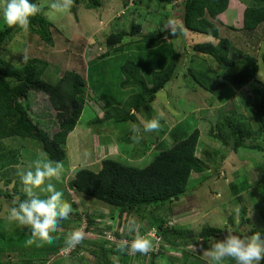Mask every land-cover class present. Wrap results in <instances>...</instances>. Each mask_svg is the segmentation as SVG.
Instances as JSON below:
<instances>
[{
  "label": "rangeland",
  "instance_id": "1",
  "mask_svg": "<svg viewBox=\"0 0 264 264\" xmlns=\"http://www.w3.org/2000/svg\"><path fill=\"white\" fill-rule=\"evenodd\" d=\"M50 2L51 0H39V6L45 10L44 15L54 24L58 33L54 32L52 34L54 46L47 45L49 52L47 55H43L46 56V59L42 57L50 64L42 78L55 82L64 71H75L83 75L87 84L91 85V87L87 91L89 98L82 116L76 128L68 135L64 145L66 158L62 161L64 164L63 174L53 181L58 190L64 192V199L72 205V212L69 218L60 224L63 231L53 233L56 239L52 244L38 241L37 244L32 245L35 246L34 250L38 251L40 256H51L46 264H101V261L96 259L92 252H98L99 246L102 243L105 247H112L114 244L124 240V238L118 239L117 235L121 233H124L127 238L129 236L133 238L126 230L130 219H134L137 222L142 235L151 231V227L142 219V216L150 218L152 210L145 211L140 215L136 213L124 214L119 218L118 209L71 191L67 186L70 179L73 178L75 170L80 167H88L93 171H97L100 165L96 161L105 157L114 158L125 164H135L134 166L136 167H143L148 164L155 151L151 152L148 159L138 160L137 162L132 161V164L122 154L123 151L126 155H131L132 145L126 141H121V137L130 133L134 135L132 132L134 124L139 125L141 120H149L153 117L159 118L161 130L159 132L144 133L143 126L141 125L140 137L141 140H146L144 142L145 147L148 146L152 138L155 139L156 136H160L161 132L165 130L164 123L169 125L172 122H178L179 116L183 117L180 121H188L189 123H192L193 120L195 121L196 117L205 119L195 126L200 133V144L198 145L197 155L204 160L208 168L202 174H193L191 176L190 186H192V195L187 196V193L184 197H180L178 201L166 202L162 206V209L153 210L154 214H159L165 218L167 227L189 230L197 236L205 226L224 228L226 227L225 225L228 226L229 224L234 225L232 227L235 230L247 233L250 226L245 227L244 224H241L246 218L250 219V225L252 226H264L263 219L260 216V213L264 212V153L244 148L239 149L235 153L230 148L221 145L220 141H217L216 138H212L209 135L211 126H214L219 118L218 115L222 116L220 120H224L225 114L232 109H236L239 105V94L250 93V85L240 89L232 100L221 106L215 104L217 100L213 99L212 93L198 86L192 90V87H188L185 84V88L182 84L185 81L182 76V70L185 74L190 75L192 72H189V69L193 71L198 69L193 74L198 76V74L206 73L207 77L215 76V80L218 79L216 74H223L224 76L227 74L226 72H229L228 75L232 74L229 70H223V73H220L221 69L219 66L216 68V63L212 57L194 53L187 46V50H189L188 52L192 57L189 60L181 57V62L186 66L181 64L178 68L176 79L168 83L164 89L156 94L151 105L152 108L150 107L148 111L150 116L141 111V113L136 114V122L119 124L110 120H104L96 124L94 121L102 119L105 110L112 106L121 107L125 100L135 92L133 88L120 87L122 76L119 66L126 59L131 58L135 64L138 63L142 77L147 82H150L151 73L163 68L165 62L167 63L172 55V52H168L167 54V46H170L176 52H180L184 43V36H186V32L183 29L174 31L175 34L172 31L171 34L174 37L170 36V39L168 38L167 40L172 43L163 45V51L160 55H154V52L143 55L144 51H140L138 57L137 55L132 56L131 52L126 51L129 48L136 49L133 42L141 38V35H135L129 37L132 38L130 42H127L129 38L123 41L125 44L124 50L128 55L123 52L95 61L96 54L105 51L104 40L107 34L121 31L125 28L126 23L128 24L132 19L142 25V35L149 33L158 34L161 32V25L166 23L163 17L165 12L168 11L172 14L171 27L180 26V17L178 18L177 15L180 16L181 14L178 11L175 12L173 7H164V4L159 3L158 0H144L142 5H136L134 0H128L127 8H124L122 0H101L102 5L96 10L86 9L83 6V2L80 1L75 6L76 14L70 12L55 13L49 8ZM137 7L139 10L142 8V16L135 13L138 9H134ZM147 10L153 12L152 17V14L145 15ZM154 10L159 15H156ZM243 10L244 6L239 0H230L228 10L220 15L221 18L217 21L219 23L220 37L228 38L237 49L239 48L244 53V56L247 55L245 58L235 59L239 65L236 67L238 70L230 78L236 76L238 72H242L253 62L255 70H257V72L255 71L256 75L264 83V66L261 65L259 59V55L262 52L260 46L264 48V25L253 32L240 31L242 22L241 13ZM3 24L5 23L0 19V26ZM224 25L227 28H224ZM16 35H20L19 38L13 42L4 44L2 51H0L2 56L8 58L6 60H11L12 64L20 66L25 61L24 57L28 59L40 56L39 54L42 49L36 48L37 51H35V47L30 43L29 34L26 35V32L22 31L19 34H14L13 38ZM190 38L194 40L193 42L197 43L212 41V39L205 36H196L191 33L187 34L185 40H189ZM67 41H69L68 44L66 43ZM193 42L188 41V45H191ZM80 49L81 54L77 55V52L80 53ZM8 50L10 51L7 52ZM67 50H71V52ZM149 51L151 52V50ZM32 53L35 56H32ZM247 57L251 59L248 61L249 64ZM212 61L215 64H212ZM88 74L90 78L87 77ZM186 78L188 81L186 82L192 84L191 78L188 76ZM186 89L188 90V94H186ZM89 90H93L94 93ZM97 96L101 99L99 100ZM210 100H213V107L209 106ZM94 101H100V103L94 105ZM24 104L28 105L30 116L44 125L49 134L56 131V113L52 109L47 96L31 92ZM107 105L108 108L106 109ZM179 105L183 106V108L179 107ZM203 111H207V113ZM252 127L256 129L255 123H253ZM165 133L166 135L159 142L170 143L167 131ZM4 146L10 150L20 148L22 160L15 167L16 171L10 168L5 169V171L0 170V187L8 179L12 181V185H7L8 189H12L13 181H16L20 192L24 193L18 173L27 170L32 162L40 154H43L41 145L37 141L15 138L6 139ZM157 147L155 145L151 148L156 149ZM204 150H209L211 155L210 161L204 156ZM207 175L210 176L208 177ZM241 181H245L244 185L248 190L240 192L241 203H239L232 196L229 185L230 183L239 184ZM242 206L245 207V214L239 216V210ZM10 207L11 203L9 200L0 198V227L4 228V234L1 237L3 241L14 242L17 240L15 233L23 232L26 230V227L7 219ZM225 213L233 216V223H229L230 221L227 217V220L225 219ZM71 228H81L86 233L83 240V242H86L79 244L80 250L73 254H70L72 249L64 250V236ZM29 236L30 234L24 240L27 241ZM224 236L217 240H222ZM128 240L130 239L128 238ZM26 241L19 240L15 244L21 247L30 246L27 245ZM187 241L188 243L184 246L183 250L178 249L173 252H165L158 255L155 261L163 264L170 262L182 264L187 255H192L200 264H208L207 258L203 255V249L209 246V241L206 248L201 246L204 242L199 238H196V245H191L190 241ZM59 250L61 251L59 252ZM19 253L18 251H12L8 253L9 257H7L8 254L4 253L5 255L1 257V260L6 261V264L7 261L23 264V259L27 258V255L22 258ZM113 256H118L121 261L124 260L121 255L110 254L109 258L111 259ZM128 258L125 260L126 264H148L150 261L147 255L135 254L128 256ZM224 264H235V262L226 260Z\"/></svg>",
  "mask_w": 264,
  "mask_h": 264
},
{
  "label": "trees",
  "instance_id": "2",
  "mask_svg": "<svg viewBox=\"0 0 264 264\" xmlns=\"http://www.w3.org/2000/svg\"><path fill=\"white\" fill-rule=\"evenodd\" d=\"M80 1L83 2V6L88 10H96L102 5L101 0H74V5L69 11L70 13L76 14L75 6ZM134 1L136 5H142L144 2V0ZM239 1L244 6V10L241 13L242 22L240 31L253 32L260 29L264 25V0ZM31 2L39 5V0H31ZM158 2L163 3L164 7L170 6L175 9V12H180L181 15H177L178 18L180 17V26L169 27L168 22L172 21L173 17L167 11L163 16L166 23L161 25L162 29L160 33L142 35V25L132 19L128 24L126 23L125 28L121 31L107 34L104 40L105 51L96 54L97 57L94 60L112 57L114 54L123 52L128 55L126 51L131 52L132 56L137 55L138 57L140 51H144L143 55L152 54L153 52L154 55H160L163 47L167 43H172L167 41L168 38L170 39V36L174 37L171 32L180 29L185 30L186 36L190 33L196 36L202 35L212 39V41L197 43L193 42L194 40L191 38L185 40L186 36H184V43L180 52H176L170 46H167V54L168 52H172V55L169 61L165 62L163 68L151 73L150 82H147L142 77L138 63L135 64L131 58L126 59L119 66L122 76L120 87H130L135 92L125 100L121 107L112 106L108 108L107 105L106 109H108L103 112V118L97 119L94 123L98 124L104 120H110L119 124L136 122V114L141 113V111L150 116L148 111L156 94L164 89L168 83L176 79L178 68L181 64L186 66L181 62V59L189 60L192 57L188 52L189 50H187V46L194 53L212 57L216 63V68L220 67V73H223V70H229L232 74L236 73V70H238L236 67L239 65L235 59L247 56H244V53L239 48L238 50L228 38L220 37L219 23L217 21L221 18L220 15L228 10L230 0H158ZM122 4L124 8H127L128 0H122ZM137 9L138 7L134 10ZM141 10L142 8L138 9L135 13L142 16ZM44 13L45 10L41 8L39 13L31 17L26 31L18 27H9L6 24L0 26V51H2L4 44L17 40L20 35H16L17 37L13 38L14 34H19L22 31L26 32V35H30V43L35 49H42L39 54L41 58H28L20 66L12 64L11 60H6L7 57L2 56L0 53V170L2 171L7 170V168L16 171L15 167L22 160L20 148H18L19 150H10L4 146L6 139L20 138L37 141L41 145L43 154H47L48 158L54 161H64L66 158L64 148L66 139L77 126L89 98L87 91L91 85L87 84L83 75L75 71H64L55 82L42 78L50 66L49 62L45 60L46 56L43 55H47L49 52L47 45L54 46L52 34L54 32L58 33L57 28L46 18ZM154 13L158 14L156 10H154ZM145 15H151L152 17L153 12L147 10ZM224 28H227L226 25H224ZM135 35H141V38L133 42L136 49L129 48L125 51L123 41ZM131 40L132 38H129L127 42ZM188 41L193 43L188 45ZM66 43L68 44L69 41ZM260 48L262 52L259 55V59L261 65L264 66V48L261 46ZM67 51L71 52V50ZM77 53V55H80L81 49L80 53ZM31 55L35 56L33 53ZM249 60L251 59L247 57V62ZM214 62L212 64H215ZM197 70L193 71L189 69V72H192L191 76L185 74L182 70V76L185 79L182 84L185 88V84L188 87H192V90L198 86L212 93L213 99L217 100L214 102L218 106L232 100L240 89L250 85V93L239 94V105L236 109H232L225 114L224 120H220L222 116L218 115L219 118L214 126H211L209 135L212 138H216L217 141H220L221 145L230 148L235 153L241 148L264 153V83L256 75L255 71L257 72V70H255L254 63L251 62L246 69L238 72L233 78H230L232 74L228 75L229 72H226L225 76L223 74H216L217 80H215V76L207 77L206 73L196 76L193 72ZM187 76L191 78L192 84L187 83ZM87 77L90 78L89 74ZM219 79L221 80L219 81ZM89 91L94 93L93 90ZM31 92L42 93L47 96L52 109L56 113L55 121L57 129L55 132L49 134L44 125L30 116L29 107L24 102L28 99ZM186 94H188V90ZM98 99L100 100L101 98L98 97ZM99 103L100 101H94V105H98ZM209 106H214L213 100L209 101ZM179 107L183 108L180 105ZM132 110H135V114H132ZM203 112L207 113V111ZM182 118L179 116L178 122H172L169 125L164 123L165 130L161 132L160 136H156L155 139L152 138L146 147L144 146L146 140H141V137L137 141L131 138L133 136L131 133L122 135L121 141H126L132 145L131 155H126L122 151V154L132 164L138 160L148 159L151 152L155 151L150 158V162L145 166L136 167L134 166L135 164H125L114 158L106 157L99 162L100 167L97 171H93L88 167H80L75 170L74 176L70 179L67 186L71 191L118 209L119 218L124 214L136 213L140 215L145 211L152 210L150 218L142 216V219L151 227V231L144 235L153 244L152 251L147 254L150 258L148 264H163L157 263L155 261L156 257L165 252H173L178 249L183 250L184 246L188 243L187 240L190 241L191 245H196V238H199L204 242L201 246L206 248L210 238L216 240L222 238V236L226 235V231H236L239 234L244 233L243 231L235 230L232 227L234 225L229 224L228 226L225 225L226 227L224 228L205 226L195 236L189 230L167 227L165 218L159 214H154L153 210L162 209V206L166 202L178 201L180 197H184L187 193V196L192 195V186H190L191 176L193 174H202L208 168L204 160L197 155L198 145L200 144V133L195 126L205 119L196 117L195 121L193 120L192 123H189L188 121H180ZM253 123H255L256 129H253ZM166 131L171 142H159L166 135ZM155 145L158 146L156 149L151 148ZM204 156H206L207 160H211L209 150H204ZM207 176L209 177L210 175ZM13 182L12 189H8L7 185H12V181L8 179L0 187V198L9 200L11 206L16 197H19L21 200L26 199L25 194L20 192L17 182ZM234 182L236 183L235 180ZM244 184L245 181H241L239 184L230 183L229 185L232 196L239 203H241L240 192L248 190ZM188 186L189 188H187ZM244 214L245 207L242 206L239 210V216H243ZM224 215L225 219L227 217L230 221L229 223H233L234 219L232 215L227 213ZM260 216L264 223V212L260 213ZM241 224H244L245 227L250 226L249 231L244 234L251 235L258 231L261 237L264 238V226H252L248 218L244 219ZM3 234L4 228L0 227V264H6V261H2L1 257L12 251L20 252L19 254L22 258L27 255V258L23 259V264H46L49 257H51L40 256L38 251L34 250L35 246L21 247L15 244L19 240L26 241L24 240L25 237L30 234V229L27 227L23 232L15 233L17 240L14 242L3 241L1 237ZM117 236L118 239H132L130 236L127 238L124 233ZM117 244H114L112 247H105L102 243L99 246V251L92 253L96 259L101 261V264H113L112 259L109 258L110 254L121 255L124 260L121 261L119 259V264H126L125 260L129 259L128 256L130 255L127 253V250L123 254L120 253L117 250ZM79 250V246L77 245L72 249L70 254L76 253ZM137 255L141 254L137 253ZM7 257H9V254ZM7 264L17 263L7 261ZM182 264L200 263L192 255H187ZM262 264H264V261H262Z\"/></svg>",
  "mask_w": 264,
  "mask_h": 264
},
{
  "label": "clouds",
  "instance_id": "3",
  "mask_svg": "<svg viewBox=\"0 0 264 264\" xmlns=\"http://www.w3.org/2000/svg\"><path fill=\"white\" fill-rule=\"evenodd\" d=\"M73 5L74 0H51L49 8L55 13H67ZM40 11V6L31 0H0V19L9 27H18L26 31L30 18ZM168 24L171 27L172 21ZM172 33L175 34L174 31ZM23 59L26 60L27 57ZM132 114H135V110H132ZM141 125L144 132L161 130L159 118L141 120L139 125L134 124L132 127L133 140L139 139ZM101 160L96 162L99 164ZM63 171L62 161H54L48 158L47 154H40L27 170L18 173L26 199L16 197L9 208L7 219L30 229L27 245L37 244L38 241L52 244L56 239L53 233L63 231L60 224L69 218L72 205L64 199V192L58 190L53 182L63 174ZM126 230L133 238L121 240L117 244L120 253L123 254L127 250L130 255L137 253L147 255L152 251V241L140 233L139 225L134 219L128 221ZM85 236L86 233L81 228L69 230L64 236V250L75 248L83 242ZM203 255L207 258L208 264H224L226 260L234 261L235 264H262L264 238L258 231L251 235L226 231L222 240L210 238L209 246L203 249ZM111 259L113 264H119L118 256Z\"/></svg>",
  "mask_w": 264,
  "mask_h": 264
}]
</instances>
